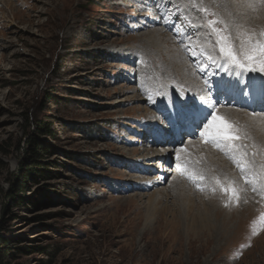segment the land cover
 I'll list each match as a JSON object with an SVG mask.
<instances>
[{
  "label": "rangeland",
  "instance_id": "374dc122",
  "mask_svg": "<svg viewBox=\"0 0 264 264\" xmlns=\"http://www.w3.org/2000/svg\"><path fill=\"white\" fill-rule=\"evenodd\" d=\"M216 1L0 0V264H264V118L244 111L228 119L246 134L237 142L246 148L234 153L200 136L216 109L230 108L226 99L264 112L247 107L251 90L250 99L241 91L221 97L223 59L209 25L220 21L215 27L237 51L251 46L250 36L264 42V19L256 18L264 16V0L260 11L256 0H234L252 8L249 21L225 16ZM164 46L185 57L179 62L185 72L194 69L198 83H180L173 67L164 69ZM165 77L179 91L173 95L182 108L174 115L169 88L164 95L158 88ZM204 98L213 101L209 110ZM192 108L205 113L194 117L195 131L183 111ZM168 129L174 139L157 146ZM192 133L198 153L178 160L176 149L189 146ZM30 139L39 154L27 151ZM185 159L195 180L174 175ZM204 159L219 161L210 170ZM171 181L179 182L173 193ZM222 225L228 229L218 247L189 248L197 234L205 239Z\"/></svg>",
  "mask_w": 264,
  "mask_h": 264
},
{
  "label": "bare ground",
  "instance_id": "6f19581e",
  "mask_svg": "<svg viewBox=\"0 0 264 264\" xmlns=\"http://www.w3.org/2000/svg\"><path fill=\"white\" fill-rule=\"evenodd\" d=\"M178 1V0H177ZM206 1V0H205ZM210 1H213V0H210ZM255 1V0H254ZM170 2V1H169ZM173 2V1H172ZM216 2H218V3H221V5L224 7V8H222V7H220V8H222L224 11H225V13H224V15L225 16H231L234 20H235V17H233V16H237L238 18H239V20L241 21L243 18H245V19H247L248 17L247 16H250V12H252V8L251 7H249V6H247V5H244L243 3H240L239 4V2L238 3H235L234 2V0H217ZM215 2V3H216ZM260 2V0H256V5H252V7L253 8H255L256 10H258L257 9V7H258V3ZM174 3H175V1H174ZM173 4V3H172ZM255 6V7H254ZM192 7V6H191ZM198 7V6H197ZM217 7V6H216ZM184 8V7H183ZM202 8V7H201ZM219 8V9H220ZM188 8H186V10H187ZM190 9V8H189ZM192 9V10H191ZM190 10H191V12H192V15H193V13H195V9H197L195 6L193 7V8H191ZM245 9V10H244ZM189 10V11H190ZM184 11V10H183ZM245 12V15L243 14V16H241V15H237V13L238 12ZM258 11H260V10H258ZM232 14V15H231ZM255 15V14H254ZM194 16V15H193ZM195 17V16H194ZM196 18H198V17H196ZM229 18V17H228ZM257 19H259L260 18V20H261V18H263L264 19V16H263V14H259L258 15V17H256ZM200 19V18H199ZM256 19V20H257ZM225 20V19H224ZM248 21H249V18H248ZM232 22V21H231ZM252 22V21H251ZM254 22H255V20H254ZM264 22V21H263ZM234 23H235V21H234ZM257 23V22H256ZM255 23V24H256ZM240 24H242V23H240ZM250 24V23H249ZM251 25V24H250ZM203 27V26H202ZM234 27V26H233ZM257 27H259V26H257ZM262 28V27H261ZM164 31V30H163ZM196 31V30H195ZM198 38V37H197ZM168 39H170L169 38V35H167V40ZM199 39L201 40V42H202V44H203V42L205 43L207 40H205L206 38H205V35H204V37L202 38V37H199ZM171 40V39H170ZM169 40V41H170ZM196 40H198V39H196ZM146 42H147V40H146ZM173 43V42H172ZM208 43V42H207ZM207 43H205V44H207ZM201 44V43H200ZM199 44V45H200ZM201 44V45H202ZM171 45V44H170ZM173 45V44H172ZM210 45V44H209ZM175 47V46H174ZM173 47V48H174ZM206 47V46H205ZM162 48H164V54L166 55V66L167 67H165L164 66V69H166V70H171V67H173V69H172V71L175 73V75H177V76H180V78H178L179 79V82L180 83H188L190 86L191 85H193V84H196V83H198V79H197V74H195L194 73V69L193 70H189L188 72H185V69H184V67H183V65L181 64L182 62H184V59L183 58H185V57H181V53H178L179 51H175L176 52V54H175V52H174V54L171 52H169V50H168V48H166L165 46L164 47H162ZM166 48V49H165ZM176 48V47H175ZM161 51H162V49H161ZM171 51V50H170ZM173 51V50H172ZM220 59V58H219ZM222 59V58H221ZM220 59V60H221ZM187 60V59H186ZM181 63H180V62ZM165 62V61H164ZM188 62H190L189 61V59H188V61H187V63ZM191 66H190V69L192 68V63L190 64ZM185 67H188V64L185 66ZM194 67V66H193ZM169 68V69H168ZM203 69V71H204V68H202ZM217 70V69H216ZM218 70L220 71L219 72V81H221L220 82V85H223L224 86V88H223V86H220L221 88H222V91H223V94H221V97H224V96H222V95H224V92H225V94H230V96L232 95L233 96V98H238V96H237V92H240L239 94H242V93H245L244 95H246L247 96V99L250 97V94H248L249 92H248V90H251L253 93V99H252V101L248 104V102H246L247 103V107H251L252 109H257V111H258V109H260L261 108V105L264 107V76L262 75V74H260V73H250L251 75H246V73L242 70V69H239V68H233V67H230L229 65H228V63L226 62V61H221L220 63H219V66H218ZM243 72H242V71ZM204 72H206V70L204 71ZM203 72V73H204ZM249 74V73H248ZM157 78V77H156ZM162 79V81L160 82V84H161V86H159L158 88H159V91H161L162 92V94L163 93H166L167 91H168V88H169V91L167 92L168 94H169V96H168V98H167V100H166V102H167V105H168V108H170V111L173 113V115L174 114H176V112H179L180 111V109L182 108L180 105H179V102H180V100L178 99V97H176V96H174L173 95V93L174 94H178L179 93V91H178V93H175L174 92V90H172L171 89V83L170 82H168L166 79H167V77H165V78H161ZM173 80V79H172ZM244 80V81H243ZM243 81V83H241V85L240 86H237L238 85V83H240V82H242ZM214 85H217V82H215L214 81ZM177 85H179V84H177ZM263 85V88L261 87ZM190 88V87H189ZM236 89H237V91H236ZM204 89H202V91H203ZM145 91H147V89L145 90ZM202 91H201V93H202ZM255 92V93H254ZM206 93V92H205ZM164 95V94H163ZM199 96V95H198ZM205 96H208V95H205ZM165 97V96H164ZM201 97V96H200ZM200 97H198V98H200ZM142 98V97H141ZM210 98V97H209ZM213 99L214 100H217V98L213 95ZM250 99V98H249ZM171 100V101H170ZM220 100H221V98H220ZM227 100V103H228V105L230 106V108H228V109H224L223 107L220 109H216L215 110V113L217 114V115H220V116H222V117H225V118H227V119H233L234 120V118H237V116H239L240 115V113L241 112H246L247 114H250V115H255V116H260L262 119L264 118V112L262 113V112H258V113H251L250 111H248V110H245V109H243V108H240L239 106H236V104H233V103H231V99H226ZM226 100H224L225 102H226ZM255 100H258V101H255ZM201 102H203V105L205 106V107H207V110H209L210 109V107H211V105H213V101L211 102V100L210 99H208L207 98V100L204 98L203 100H200ZM223 101V104H225V102ZM249 101V100H248ZM255 101V102H254ZM222 102V101H221ZM151 103H152V101H151ZM259 103V104H258ZM241 104V103H240ZM244 104V103H243ZM256 104H257V106H256ZM198 106V110H201V107L199 106V104H197ZM245 105V104H244ZM256 106V107H255ZM242 107V106H241ZM259 107V108H258ZM214 108V107H213ZM204 109V108H203ZM252 109H249V110H252ZM242 110V111H241ZM183 111L186 113V117L188 118V120L187 121H192L193 119H194V121L193 122H191V125L193 126L192 127V130H194L195 131V129L196 128H199V124L198 123H196V120L198 119V116H204L205 115V113H203V115H200V113H198V112H196V110H194V108H192V109H190L189 111H187L186 109H183ZM212 111V110H211ZM214 111V110H213ZM244 112V113H245ZM246 113H245V115H246ZM192 114V115H191ZM241 115H243V113H241ZM240 115V116H241ZM244 116V115H243ZM243 116H242V118H243ZM178 118H180V116L178 115L177 116ZM196 118V120H195V118ZM199 117V118H200ZM253 117V116H252ZM168 118V117H167ZM240 118V117H239ZM241 118V119H242ZM251 118V117H250ZM181 119H182V117H181ZM200 119H202V118H200ZM210 119V118H209ZM244 119H245V117H244ZM247 119V118H246ZM260 119V118H259ZM169 120H170V117H169ZM176 121V120H175ZM186 121V123L184 124V126L186 125V124H188V122ZM260 121H263V120H260ZM172 122H174V121H172ZM163 123H165V121L163 122ZM193 123H195L194 125H193ZM176 124H177V121H176ZM182 126H179L178 127V129H179V131L181 130L180 129V127H183V124H181ZM168 126V125H167ZM175 126V125H174ZM177 126V125H176ZM169 127V129L171 128L170 126H168ZM259 128L260 129H262V127L259 125ZM169 129L167 130V135H168V132H169ZM191 130V129H190ZM192 130L190 131V132H192ZM263 130V129H262ZM176 132V131H175ZM189 132V133H190ZM170 133L172 134V132H169V135H170ZM176 134H177V132H176ZM174 135V134H173ZM190 135V134H189ZM178 135H176L175 137H177ZM193 136H194V133H192V135L191 136H188L189 138H188V142H187V144L190 146V148L192 147L191 145H193V147L190 149L189 148V146H184V147H182V148H177L176 150H177V155L179 154V157L180 158H183V156H185L184 158H186L187 156H193V153H198L197 152V148H200L199 147V145H196L197 144V142H198V140L197 141H192L191 140V138H193ZM171 137H173V136H169V138H167V139H165L164 138V140L162 141V140H160V144L158 143L157 144V146H161V145H167V147H168V142H166L167 140H169V141H171V140H173L174 139V137H173V139H171ZM264 138V137H263ZM175 139H178V138H175ZM176 141V140H175ZM153 143H154V141H152ZM174 143V142H173ZM200 143V142H199ZM177 144V143H176ZM154 145V144H153ZM196 146V147H195ZM208 147V146H207ZM171 148V147H170ZM172 149V148H171ZM181 149H184L185 151H180ZM162 150V149H161ZM204 150H205V148H204ZM214 150V149H213ZM199 151V150H198ZM192 152V153H191ZM162 154V153H161ZM164 154V153H163ZM207 154V153H206ZM211 154V153H210ZM158 155V154H157ZM195 155V154H194ZM212 155V154H211ZM160 156V155H159ZM203 156V155H202ZM207 156V155H206ZM209 156V155H208ZM207 156V157H208ZM214 156V155H213ZM204 157V156H203ZM202 157V158H203ZM210 157H212V156H210ZM218 158V157H217ZM188 159H189V157H188ZM187 159V160H188ZM193 159H194V157H193ZM186 160V159H185ZM204 160H206V159H204ZM207 162H206V164L208 165V168L210 169V170H213V166H214V162H217L218 163V161H216V159H208V160H206ZM195 162V161H194ZM197 162V161H196ZM179 163H183L182 161H179ZM221 167H223V166H221ZM215 169H216V167H215ZM189 170V169H188ZM218 170H220V169H218ZM166 171H168V169L166 170ZM216 171V170H215ZM174 175L176 176V179H178L177 177L180 175V172H179V170L176 168V170H175V172H174ZM183 176V175H182ZM243 178H244V176H241V180H243ZM253 178V177H252ZM251 178V179H252ZM255 178V177H254ZM256 178H258V177H256ZM262 180H264V178H262V177H260ZM259 178V179H260ZM249 179V178H248ZM251 179H250V181H251ZM244 181V180H243ZM249 181V184L250 185H252V188H254L256 185H255V183L252 181V182H250ZM174 182V181H173ZM173 182L171 181L170 183L168 182V186H167V188H169V189H171L172 190V193L174 192V191H176L178 188H179V182H177V184H174L173 185ZM182 182V181H181ZM240 187V186H239ZM250 187V186H249ZM246 188V187H245ZM259 189H261V188H259ZM246 190V189H245ZM243 191V190H242ZM241 192V191H240ZM240 192H238V194H240ZM247 192V191H246ZM250 192H253V190L252 191H250ZM249 192V193H250ZM162 193H164V192H162ZM251 194V193H250ZM255 194V193H254ZM257 194V193H256ZM163 195V194H162ZM156 197H154L155 199L158 197V195H155ZM221 196H223V195H221ZM230 196V195H229ZM244 196V195H243ZM250 196V195H249ZM260 196V195H259ZM252 197V196H251ZM264 197V196H263ZM262 197V198H263ZM238 198V197H237ZM236 197H235V199H237ZM221 199V198H220ZM225 199V198H224ZM243 199H245V200H248V197H244ZM222 200V199H221ZM231 200V199H230ZM238 200V199H237ZM222 202V201H221ZM224 202V201H223ZM229 202V201H228ZM234 202V201H233ZM233 202H232V204H233ZM212 203V202H211ZM225 203V202H224ZM213 205H214V203H212ZM235 204V203H234ZM230 205V204H229ZM215 206V205H214ZM249 206V205H248ZM257 206V205H256ZM229 207V206H228ZM218 208V207H217ZM233 217V216H232ZM225 218L223 217V221H225L224 220ZM216 221V220H215ZM228 221V220H227ZM226 221V222H227ZM221 223V222H220ZM216 225V224H215ZM214 225V226H215ZM224 229H225V231H227V227H224V225H222L219 229L217 228V231H216V233H214V234H211V235H207V236H205V239L203 238V233H200V234H197L193 239H191V241H190V244H189V248L190 249H194V253L196 252V253H199V252H202V251H204V249H206L209 245H210V243H212V242H214L217 246L216 247H218L219 245H218V243H219V241H220V239L219 238H221V236L222 235H224ZM194 242H196V243H200V244H202L201 246H199V248H195L194 247ZM204 244H205V246H204ZM208 249V248H207ZM221 249V248H220ZM219 251V250H218ZM214 253V252H213ZM215 254V253H214ZM193 255V253H191L190 254V256H192ZM212 256V255H211ZM214 258V257H213Z\"/></svg>",
  "mask_w": 264,
  "mask_h": 264
},
{
  "label": "snow or ice",
  "instance_id": "6c2138e0",
  "mask_svg": "<svg viewBox=\"0 0 264 264\" xmlns=\"http://www.w3.org/2000/svg\"><path fill=\"white\" fill-rule=\"evenodd\" d=\"M218 22L220 21L210 20L209 25L212 27L213 32H215L217 36L216 46L219 49V56L223 60L227 61L230 66L239 67L240 69L246 71L254 72L259 70L264 72V42H261L259 38L253 41L250 36L248 38V43L251 46L237 51L235 45L230 42V37L223 35L222 31L215 27ZM259 35L264 36V31H262ZM208 59L215 62L216 58L210 54ZM200 136L204 143L211 144L213 147L224 151L226 154L240 151L241 148H246L245 145L237 143L241 139H245L246 134L242 136L239 127L234 122H230L227 118L217 115L216 113H213L211 119L204 124L203 131L200 132ZM180 151L185 150L181 149ZM244 155H246V153H241L242 157ZM177 159H180L179 154L177 155ZM233 159L235 158L233 157ZM235 162L243 172L245 165L241 164L239 161ZM177 169L181 175L187 176L192 180L196 179L195 176L190 174L188 171V160H185L183 163H178ZM200 178L202 179L203 177ZM217 182L219 183V181ZM197 186L199 187V185ZM224 190L230 191L233 196H236L237 194V189L235 188ZM259 220L264 222V213L261 214ZM255 232L256 221H253V233L255 234Z\"/></svg>",
  "mask_w": 264,
  "mask_h": 264
},
{
  "label": "trees",
  "instance_id": "16d2710c",
  "mask_svg": "<svg viewBox=\"0 0 264 264\" xmlns=\"http://www.w3.org/2000/svg\"><path fill=\"white\" fill-rule=\"evenodd\" d=\"M36 127H37V129H39L43 133H48L50 135H52L54 133L47 124L38 123V125H36ZM36 146H39L38 141L37 140L34 141V140L30 139L27 143V151L30 152L31 155L39 154V151L36 150Z\"/></svg>",
  "mask_w": 264,
  "mask_h": 264
}]
</instances>
